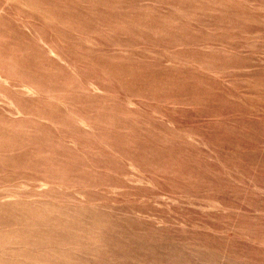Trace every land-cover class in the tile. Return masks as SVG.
<instances>
[{"label": "rangeland", "instance_id": "rangeland-1", "mask_svg": "<svg viewBox=\"0 0 264 264\" xmlns=\"http://www.w3.org/2000/svg\"><path fill=\"white\" fill-rule=\"evenodd\" d=\"M0 264H264V0H0Z\"/></svg>", "mask_w": 264, "mask_h": 264}]
</instances>
